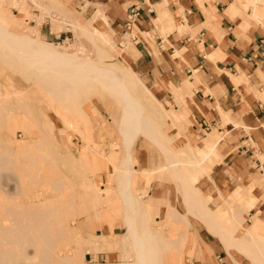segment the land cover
<instances>
[{"label":"crops","instance_id":"obj_1","mask_svg":"<svg viewBox=\"0 0 264 264\" xmlns=\"http://www.w3.org/2000/svg\"><path fill=\"white\" fill-rule=\"evenodd\" d=\"M3 1L6 3L7 0ZM12 1L20 16L4 15L7 23L23 25L25 22H30L33 19H30L31 9L37 10V17H40L41 12L30 0L26 1L25 8L19 7L22 0ZM103 1H107L112 7L114 23H118L117 26L120 27L127 21L128 11L133 7L138 9V15L130 28L131 31L125 32L132 33L131 38L135 39L133 43L127 40L125 48L130 47L127 59L145 80H149L154 90L164 92V87L168 90L169 93L166 96L163 93L161 99H158L139 78L151 94L162 103L174 125L179 128V134L185 133L191 148L194 151L212 152V157L202 162L205 170L200 169L188 174V182L193 184L208 200V208L215 213V219L218 222L229 220L232 209L242 208L243 221L233 232V238L240 236L237 232L243 229V224L247 222V229L241 235L248 236L252 232L264 241V238L260 236L261 232H257V230H264V101L257 97L254 90L255 88L259 92L264 90L260 83V78L264 80V33L247 29L251 26L260 27L263 30L264 28L245 16L246 3L242 0H228L227 2L220 0ZM258 2L262 7L256 6ZM40 3L44 6H53L52 14H58L62 21L64 18H70L89 31L98 26L94 24L90 26V22L81 24L68 15L67 5L69 7L72 5L77 10L84 4L81 0H41ZM251 4H255L252 17L263 21L264 0H252ZM4 9L6 10L5 6ZM97 13L101 15L102 20L107 22L104 14L99 10ZM45 16L50 18L51 23L52 17L59 19L51 14ZM134 23L137 26L136 29H134ZM103 31L107 38H104L105 42H110L108 32ZM117 34L122 35V33ZM40 38L44 40L41 36ZM123 52L125 51L119 54ZM94 90L97 89L94 88L88 93V101H90L89 94ZM71 102L74 100H70L69 103ZM85 103V101L71 103L74 104L77 113L75 122L78 127L74 129L81 133H85V130H80V127L84 126L88 119V113L83 109ZM176 107H178L177 110ZM42 116L39 117V122L44 124L42 126L44 129L56 128L42 121L45 119ZM187 116L192 122L191 128L184 122ZM4 118L7 120L6 124L0 125L12 133L17 127H23L26 131L34 127L39 131L37 123L26 117L24 113L13 112ZM223 120L226 122L224 123ZM8 121L10 125L7 124ZM106 130L109 129L106 128ZM88 138L89 133L85 138L87 142ZM145 139L148 141L147 138ZM122 141L119 144H122ZM149 142L160 150L155 143L150 140ZM134 144L131 148L134 161L141 162L143 167L137 169L133 164L136 173L131 176L132 179L131 177H124V179L123 175L110 171L111 163L108 158H96L94 163L96 175H93V182L95 181L94 184L100 186V193L103 196L111 193L113 199L119 197L122 192L129 193L132 189L131 194L139 195L138 179L144 180L146 188L151 187L152 192L148 199L144 200L140 195L137 198L141 202L144 201L143 203L147 206L142 222L146 228L144 226L143 228L152 233L161 234L171 245L169 250L162 255L164 264H185V258L189 259L188 264H256L248 258H241V254L234 248L227 250L219 236L215 234L216 232L214 233L190 212L187 213L189 210L180 193L177 180L169 170L165 169L168 166V160L164 158L165 155L161 150L163 162L153 167L148 165L144 152L139 151L135 155ZM14 148L22 150L24 146L16 144ZM115 165L121 166V162ZM98 170L108 171L107 182L102 180L101 175H98ZM111 176L118 178L117 189H113L109 183ZM161 177L162 180L157 179ZM172 177L176 180V184L172 182ZM122 179L125 180L124 185L121 182ZM102 182L104 185L101 184ZM169 182L174 184L177 194L180 193V198L176 199V202L172 200ZM122 185L125 186L127 192L122 189ZM175 185L178 187L176 188ZM112 201L101 204L97 212H94L93 219L101 233L97 234L86 229L84 234L99 239L108 237L122 244L125 232H128L126 221L129 220L125 216L123 203H118L119 208L121 207L118 209L115 205L117 201L113 203ZM110 204H114L115 208L117 206V213L122 212L120 215L121 220L123 219L124 232H116L117 227L112 229L115 219L113 212L116 213V211H114L115 208L110 210L113 209L110 206L108 209ZM160 205H163L165 215L161 220L155 219L157 216L153 219L151 215L159 213ZM175 210L180 215L184 214L183 216L188 220V226L184 221L180 222L181 220H176L174 216L171 217V214L176 213ZM134 211H127V215L137 212ZM90 219L88 216L85 223L78 224L81 232L84 226L87 227ZM238 223L233 222L231 228L233 229V225H238ZM87 244L92 248L90 242ZM121 249L123 253L124 249ZM102 250H106L105 245L99 243L95 250L92 249L85 253H97ZM110 253V256H114L113 252ZM124 255L125 252L121 254L122 258ZM127 259L132 260V258Z\"/></svg>","mask_w":264,"mask_h":264},{"label":"bare ground","instance_id":"obj_2","mask_svg":"<svg viewBox=\"0 0 264 264\" xmlns=\"http://www.w3.org/2000/svg\"><path fill=\"white\" fill-rule=\"evenodd\" d=\"M26 1L29 0H22L19 7L25 8ZM30 1L41 10L40 17L35 19L36 22L40 23L45 15L52 14L53 6H44L40 3L41 0ZM4 10V1L0 0V14L4 13ZM52 20L56 25H54L55 30L59 31L63 28L62 25H65L64 28L69 26L74 33L79 32L88 37L93 46L91 52L95 57L94 60L90 61L85 52L77 55L64 48L61 50V46L42 40L38 29L31 27L28 23H26L24 31L16 33L12 30L13 27L20 28L21 25L9 24L2 16L0 17V61L10 65L29 83H32L39 95L47 102L48 92L56 99L65 101L67 97H72L77 91L83 89L99 87L106 91L111 98L121 103V116L117 123L123 140L120 144V151L117 153L118 156L120 154V157H118L119 159L116 158L117 156L115 159H110V163L118 168L114 169L117 170L116 173L123 175V178H130L136 173L133 167L136 162L132 155L133 151L131 152L132 144L137 136L147 138L148 141L155 143L164 153V158H167L168 166L166 165L165 169L175 176L177 181L172 177L174 179L172 182L176 181L179 185L180 193H182L189 210L187 213L190 212L214 233L216 232L215 234L219 236L227 250L234 248L253 263L264 264L263 240L257 238L252 232L248 236L240 235L238 238H233V232L243 221L242 208L232 209L229 220L218 222L215 219V213L208 212V200L199 193L193 184L188 182V174L200 169L205 170L202 165L203 160L200 158L201 150L194 151L187 139L180 148L172 147L174 136L167 134L165 126L167 122L169 126L175 125L162 103L148 93L149 90L142 84L136 72L125 62L127 54L121 53L120 61L115 64L104 63L102 58L106 50H103L95 39V36L104 34L100 26L89 31L80 27L70 18H64L62 22L54 17ZM26 92L27 89L10 90L0 82V117H2L0 124H6L7 120L4 116L8 117L9 113L18 112L14 107V103H16L26 117L37 123L41 134L40 138L33 142V145L24 142L22 151L11 148L0 136V264H83L84 254L80 251L79 246L81 243L93 240V236L89 235V239H87L84 237L85 235L79 234L78 228L69 225V220L75 216L76 200L80 192L76 188L83 190L92 203L90 205H95V207L107 201H116L121 197L122 201L119 199V202L123 203V210L126 211L125 216L128 218L125 219L129 220L126 221V224L128 222V232H125L123 240L125 252L123 258H132V260L129 262L127 260L128 263L123 260V263L119 264H164L162 255L166 252L165 249L170 248L171 245L161 234H155L143 228L142 222L147 209L144 201L141 202L137 198L139 195L135 196L136 194L130 193L133 192V189L129 193L122 192L121 196L118 194L119 197L115 200L111 193L103 196L99 193L100 190L97 192L94 183L90 184L86 180L85 184L82 179L78 178L79 181H75L70 177L68 173L74 172L77 177L81 175L75 168L76 165L69 162L72 160L71 156L62 157L61 153L55 151L53 146L48 143V137L45 135L46 133H43L45 129L42 126L44 124L39 122V117L43 113L39 116L32 110ZM42 117L50 127H55L54 123L46 116ZM7 123L9 124V121ZM27 130L32 133L31 129ZM83 140L85 141V139ZM60 155L66 161L65 171L54 175L52 174L53 166ZM90 155H93V148L86 141L81 149L80 158L88 159ZM36 156H41L40 161L36 159ZM91 160L87 161L92 162ZM84 161L83 164L78 162L77 165L86 166L88 162ZM117 162H121V166L115 165ZM90 165L93 166V164H89L92 169ZM85 168L87 169V167ZM14 169L20 172L16 173L13 171ZM10 173L16 177H9ZM24 174L26 175L24 176ZM3 176L8 178H5L6 182ZM8 180L14 181V187H10V183H7ZM124 181L122 179L121 182ZM127 183L129 184V182ZM123 185L122 189L126 190ZM27 189L41 190V194L38 196L42 195L43 197L39 200L26 198L25 190ZM15 190L16 199L6 201L5 198H11L10 192ZM119 202H115L118 209L121 208H119ZM113 205H108V209L110 206L113 208L110 210H114ZM117 206L114 210L116 213H113L121 217L120 213L122 214V212L120 211L122 210L117 213ZM133 210L137 212L127 215V211ZM172 214L171 217L174 216L176 220L184 221L187 226L189 225L184 214L180 215L177 211L174 215ZM233 222L239 223L233 225L232 229ZM72 234H75L73 237H76L78 241L72 238ZM74 243L76 248L70 253L67 248Z\"/></svg>","mask_w":264,"mask_h":264},{"label":"rangeland","instance_id":"obj_3","mask_svg":"<svg viewBox=\"0 0 264 264\" xmlns=\"http://www.w3.org/2000/svg\"><path fill=\"white\" fill-rule=\"evenodd\" d=\"M81 1H83L84 4L80 6V8L77 10L74 9V6L71 5V7H69L67 5L69 9L67 13L68 15H70V17H72L74 20H76L77 22L81 24L90 22L89 23L90 26L91 24L98 25L102 28V31L105 30L108 32L110 42H107V43L105 42L106 41L105 39H107L105 37V34L101 33V35L95 36L97 44L103 50L104 49L106 50L104 51L103 58H102L104 63L115 64L118 61H120L119 53L121 51H125L127 55L130 54L129 53L130 47L125 48L127 45L126 43H127V40L133 43L135 39L133 40L131 38L132 33H125V32L131 31V29L127 28L128 27L127 22H124V25L122 24L121 27L117 26L119 25L118 23H114L115 19L113 18L112 7L109 6V3H107V1H103V0H81ZM220 1L227 2L228 0H220ZM242 1L246 3V7L244 9L245 16L248 17L250 20H252L254 23L259 24L261 25V27L264 28V20L260 21L259 19H255L252 17V14L254 13V9H255V4H251L252 0H242ZM258 3L259 4H257L256 6H259V5L261 6V3L260 2ZM4 6L6 10H4V13L0 14V17L7 15V14L11 17L15 15L20 16L12 0L10 1L7 0L6 3H4ZM38 10L39 12H41L40 9ZM97 10H99L100 13L104 14V16L107 19V22L102 20L101 15L97 13ZM77 11H79L80 14ZM31 13L32 15L30 16V19L31 18L33 19H31L30 22H25V24L21 25L20 28L13 27L12 30L16 33H21L22 31H24L23 29L26 23H28L30 24L31 27L38 29L40 36L44 40H46L47 42L53 43L56 46H59V47L61 46L60 47L61 50L64 48L68 52L75 53L77 55H81L82 52H85L90 61L94 60L95 57L93 53L91 52L93 50V46L90 40L88 39V37H86L85 35L79 32L74 33L72 28L69 26L64 28L65 25H62L63 28L60 29L59 31L54 30L53 26L55 25V23L52 20V23H54L52 26V23L48 16H44L42 22L38 23L35 20L36 17L38 16L37 15L38 11L31 9ZM51 15H54L56 18H59L58 14H51ZM59 21L62 22V20H59ZM136 28L137 26L135 24L134 29ZM249 28L252 30H257L260 33H264V30L261 29L260 27L257 28V27L251 26V27H248L247 29ZM117 33H122V35L119 36V34ZM132 56H135V55L132 54ZM125 62L136 72L137 77L141 79V81L150 89V91L158 99H161V97L163 96L162 95L163 93L165 94V96L167 93H169L165 87H164V92L161 90L159 92L154 90L151 87L149 80L148 81L145 80L144 77H142V75H140L137 72L136 67L133 66V64L127 59V57L125 58ZM0 82L5 84L10 90L27 89L26 94H27V97L30 99L29 103H30L32 110L39 116H41L42 113L45 114L47 118L54 123L56 128L52 130L45 129L43 133L44 134L46 133L45 135L48 137V143L53 146L55 151H59L62 157L64 158H68L69 156H71L72 160L69 162L70 163L73 162V165L75 164L76 166H80L79 168L75 166V168L79 171L81 175L80 177L75 176L74 172L68 173L69 176L72 177L75 181H79L78 180L79 178V179H82V182H84L85 184H86V180H88L90 184L91 182L94 183L92 179H93V175H96L95 164H94L95 159L96 158H100V159L108 158L110 162V159H115L116 156H117L116 158L120 157V154L118 156L117 153L114 154L113 152L120 151L119 143L120 141H122V137H121V134L119 133V130H118L119 128L117 125L118 120L121 116V103L111 98L107 94V92L104 91L103 89L96 87L95 89L97 90H94L89 94L90 101H88L87 95L92 89H83L81 91H77V93L74 94L72 97H69V98L67 97L65 101H62V100L60 101L56 99L53 95H51L48 92L47 93L48 102H47L46 100L42 98L41 95H39V93L36 91V87L32 83H29L23 76L20 75L19 72H16L10 65L4 64L1 61H0ZM260 83L264 87V80L262 78H260ZM254 90L257 93V97H259L260 99L264 101V90L260 92L257 90V88H255ZM150 91L148 92L149 94H151ZM70 100H74V102L75 101H85L86 102L84 104L83 109L84 111L88 113V119L85 121L84 123L85 125L84 126L82 125L80 127V130L81 129L83 131L85 130V133L84 132L81 133V131L74 129V127H78L77 123L75 122L77 119V113H76L74 104H71L74 102L69 103ZM14 107L16 108L18 112L22 113L21 109L18 107L16 103H14ZM175 109L177 110L178 107H176ZM42 121H45V119H43ZM223 121L224 123L226 122L225 120ZM184 122L188 124L189 127L191 128L192 122L188 118V116L186 117ZM106 128L109 130L107 131ZM30 129L32 133L26 131L25 129H23V127H17L15 131H13L12 133L6 127H3L0 125V136L13 149H15L14 147H16V144L18 146H23L24 142L25 143L27 142V144L29 145H33L34 144L33 142H35L36 139H39L41 134L34 127H31ZM165 129L168 135L174 136V139L171 143L173 148L175 149L180 148L186 142L185 133L182 132L179 134L178 133L179 128L177 126H173V125L169 126L167 122ZM88 133H89L88 142L90 146L93 148L94 156L90 155L88 159H82L80 158L81 149L86 144L85 138L88 135ZM138 137L139 136H137L133 141V144L136 141L133 146L135 155H137L139 151L144 152V154H146V157H147L146 161H148L149 166L154 167V166L159 165L161 162H163V155L161 151L156 146L152 145L149 141H147L145 138L143 137L138 138ZM83 139H85V141ZM114 140L116 141L112 142ZM16 150H19V149H16ZM22 150H19V151H22ZM204 153L205 152L203 151H201L200 153V158L202 160L208 157H212V152L211 153L207 152L205 154ZM61 155H60V158H58L57 160L55 158L56 163H55V166H53V173H52L54 175L55 174L57 175L59 172L61 173L62 171H65L66 161L64 160V158L61 157ZM90 157L92 160L90 159ZM36 159L40 161L41 156H36ZM87 160H91L92 162H89ZM83 161L84 162L87 161L89 164H93V166L90 165L92 166V169L91 167H89L88 163L86 166H82ZM78 162L82 164L77 165ZM112 165L111 164L109 165V169L110 171L112 170L113 173H116L117 170H114V169L117 167H115L114 165L113 167ZM85 167H87V169ZM135 167L137 169H140L143 167V165L141 162H137L135 164ZM13 171H15L16 173L20 172V171L18 172L16 169H14ZM25 175L26 174H24V176ZM98 175H101L102 180L104 179L107 182L108 171L98 170ZM5 176H8V175H5ZM5 176L3 177H4V181L6 182V179L8 178H6ZM9 177H16V175H14L13 173H10ZM157 179L162 180V177L157 178ZM153 181H155V179ZM8 182L11 185L10 187H14L13 185L14 181L8 180L7 183ZM117 182H118V178L112 177L109 183L111 184L112 188L115 189ZM101 184L104 185L103 182ZM95 186H96L95 188L96 191L99 192L100 190L98 189L99 187L97 185ZM137 188L139 189L138 191L139 195L142 196L144 200L148 199L149 196L151 195V192H152L151 187L146 188V185L143 179H138ZM169 188H170V193L172 192V200L176 202V199H179L180 197L177 194L174 188V184L172 182H169ZM76 189L80 192L78 193L77 200H76L75 216H73L72 220H69V225L71 224L70 226L72 227L74 226L73 228H78V224L85 223L86 218L90 216L91 219L89 222H87L88 223L87 227L84 226V228L82 229V232L79 229H77V231L82 236L85 235L84 232L86 229L87 231L91 230L97 234H100L101 232L99 228L96 227V223H95L96 221L93 219L94 214H95L94 212H97L100 204L97 205L96 207L95 205H92L93 207H95L93 209V207L90 205L92 203L89 201L87 195L84 194L83 190H79L78 188ZM15 193H16V190L13 192H10L11 198H5V197L4 198L6 199V201L15 200L16 199V197L14 196ZM25 194H27L26 198L33 199V200H39L43 197L42 195L38 196V194H41V190L27 189L25 190ZM117 200L116 201L119 202L121 199L120 200L117 199ZM113 207L115 208V206ZM163 208H164L163 205H160L159 213L154 216L151 215L153 219L155 216H157V218H155L157 220H161L164 217L165 210ZM207 209H208V212H213L212 210L208 208V206H207ZM113 217L115 219H114L112 229L117 227L116 232H124V228H122L123 225H122L121 217H119L118 215L115 216L114 213H113ZM247 225H248L247 222L243 224V229H240L237 232V234L241 235L242 233H244L247 229ZM258 231L261 232L262 234L260 236L264 238V233H263L264 230L263 229L257 230V232ZM73 236H75V234L74 235L72 234V238L76 239V237H73ZM84 237L89 239L88 235L87 236L85 235ZM92 239L93 240H88L89 242H91L92 248L88 247V244H87L88 241L85 243H81L79 246L80 251L83 254H85V260L83 264H119L120 262L123 263V259H121L122 258L121 248H123V243L121 244V242L118 240H110V238L108 237H102L99 239L93 236ZM76 240L78 241V239ZM99 243H101L102 245H105L106 250L98 251L97 253H85L86 251H90L92 249L95 250L96 247L99 245ZM75 248H76V245L74 243V245L73 244L69 245L67 249L71 253V250H74ZM165 250L167 251L169 250V248H166ZM110 252H113L114 256H110L111 255ZM105 254H107V256ZM240 256L243 259H247V257H245L243 254H241ZM124 260H125L124 262L126 263L129 262V259H124ZM184 260H185V264H188L189 259L185 258Z\"/></svg>","mask_w":264,"mask_h":264},{"label":"built area","instance_id":"obj_4","mask_svg":"<svg viewBox=\"0 0 264 264\" xmlns=\"http://www.w3.org/2000/svg\"><path fill=\"white\" fill-rule=\"evenodd\" d=\"M138 15V9L136 7L131 8L127 13V28L130 29L132 26V23L135 20V17Z\"/></svg>","mask_w":264,"mask_h":264}]
</instances>
